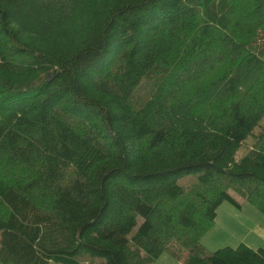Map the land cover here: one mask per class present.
Wrapping results in <instances>:
<instances>
[{"label": "trees", "instance_id": "16d2710c", "mask_svg": "<svg viewBox=\"0 0 264 264\" xmlns=\"http://www.w3.org/2000/svg\"><path fill=\"white\" fill-rule=\"evenodd\" d=\"M241 200L264 213V0H0V264H264L200 242Z\"/></svg>", "mask_w": 264, "mask_h": 264}, {"label": "rangeland", "instance_id": "374dc122", "mask_svg": "<svg viewBox=\"0 0 264 264\" xmlns=\"http://www.w3.org/2000/svg\"><path fill=\"white\" fill-rule=\"evenodd\" d=\"M194 179H195L194 175L190 174L180 177L178 179V183L188 184L192 182ZM230 193L233 194V196H235L236 198H239L238 195L235 194L234 192L230 191ZM241 201L243 206V212L254 211V214H252V216L257 219V222L254 224L253 228H250L246 224H242L240 221L237 222L236 227L231 226L230 224L231 222L228 219L229 215L225 214L223 210H220L219 222L215 224L216 223V218H215V222L211 227V229L208 230L200 239V242L203 243V245L207 250L214 251L218 248H222L225 246L236 247L240 242H244L247 245H249L244 238L250 240L251 238L250 234H252V232L254 233V231L264 232V213L252 203L245 200H241ZM224 205H230V204L225 202ZM235 238L239 240V242L234 241ZM249 246L253 248L261 246L264 248V242H262L261 245H254V246L249 245ZM49 264H58V263L51 261L49 262ZM151 264H184V263L182 258L178 259L173 257L169 253H162L159 256V258Z\"/></svg>", "mask_w": 264, "mask_h": 264}, {"label": "crops", "instance_id": "0c3cea01", "mask_svg": "<svg viewBox=\"0 0 264 264\" xmlns=\"http://www.w3.org/2000/svg\"><path fill=\"white\" fill-rule=\"evenodd\" d=\"M221 208H224V209H221ZM220 210H223V212L225 214L229 215L228 219L230 220V222H231L230 224L233 227H236L237 222L240 221L242 224H246L250 228H253L254 224L257 222V219L252 216V214H254V211L243 212V206L242 205L239 209H237L234 206H232L231 204L230 205H224V203H223L217 209L216 223L215 224H217L219 222ZM230 215H231V217H230ZM253 235H255V236H253ZM250 237H251L250 240H247V238H244L245 241L249 245H252V246L261 245V243L264 242V232L263 231H254V233L252 232V234H250ZM234 241L239 242V240H237L236 238ZM258 247H261V246H258ZM254 248H257V247H254Z\"/></svg>", "mask_w": 264, "mask_h": 264}]
</instances>
